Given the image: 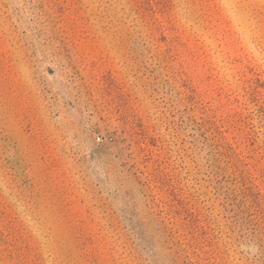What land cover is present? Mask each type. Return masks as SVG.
Returning a JSON list of instances; mask_svg holds the SVG:
<instances>
[{
    "label": "rangeland",
    "instance_id": "1",
    "mask_svg": "<svg viewBox=\"0 0 264 264\" xmlns=\"http://www.w3.org/2000/svg\"><path fill=\"white\" fill-rule=\"evenodd\" d=\"M49 1L0 0V264H264V0Z\"/></svg>",
    "mask_w": 264,
    "mask_h": 264
},
{
    "label": "trees",
    "instance_id": "2",
    "mask_svg": "<svg viewBox=\"0 0 264 264\" xmlns=\"http://www.w3.org/2000/svg\"><path fill=\"white\" fill-rule=\"evenodd\" d=\"M34 2V6L35 8H37L39 10V15L42 16V10L44 9L45 5L46 6H51V2L49 0H31ZM14 26L17 27V23L16 22H13ZM46 22L45 21H42V28L43 27H48L47 25H45Z\"/></svg>",
    "mask_w": 264,
    "mask_h": 264
},
{
    "label": "built area",
    "instance_id": "3",
    "mask_svg": "<svg viewBox=\"0 0 264 264\" xmlns=\"http://www.w3.org/2000/svg\"><path fill=\"white\" fill-rule=\"evenodd\" d=\"M97 138H98V140H102V136H98Z\"/></svg>",
    "mask_w": 264,
    "mask_h": 264
}]
</instances>
